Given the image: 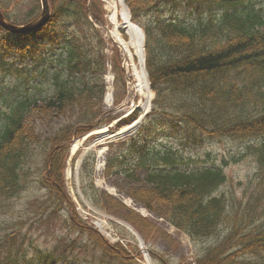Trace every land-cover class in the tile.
I'll return each mask as SVG.
<instances>
[{
  "label": "trees",
  "instance_id": "obj_1",
  "mask_svg": "<svg viewBox=\"0 0 264 264\" xmlns=\"http://www.w3.org/2000/svg\"><path fill=\"white\" fill-rule=\"evenodd\" d=\"M175 1L126 0L145 29L146 68L156 95L137 135L111 146L104 171L121 180L116 185L122 195L156 218L95 185L94 152L80 167L82 194L133 226L145 242L169 238L156 220L163 218L190 236L195 264H264V6L259 0H182L193 19L157 14ZM49 2L50 19L37 30L13 34L0 28V264H136L120 242L110 243L79 215L65 184L73 139L111 119L103 107L105 41L89 18H103L102 2ZM0 6L18 24L41 9L39 0H0ZM147 12L155 17L144 21ZM7 77L15 84L5 83ZM43 80H52L53 94L45 88L30 93ZM62 118L45 135L34 122L45 119L51 127ZM160 137L175 142L163 144ZM224 138L250 141L247 153L258 168L239 180L241 191L225 171L228 157L186 153ZM227 183L232 188H222ZM32 220L58 232L35 255L22 253L23 228ZM113 224L121 237L133 238ZM150 248L155 262L177 264Z\"/></svg>",
  "mask_w": 264,
  "mask_h": 264
},
{
  "label": "rangeland",
  "instance_id": "obj_2",
  "mask_svg": "<svg viewBox=\"0 0 264 264\" xmlns=\"http://www.w3.org/2000/svg\"><path fill=\"white\" fill-rule=\"evenodd\" d=\"M112 0H105L104 6L106 8V21L104 23L105 26H102V32L105 35V38L107 40L105 53H106V60H107V68L110 70V76L113 77L114 67L116 65L117 60L119 61V57H121L122 65L125 70V74L128 77V97L126 104L123 107H117L114 106V98L112 97L109 101L105 98V108H106V114L108 116H113L112 121L109 124H103L100 128L104 129L105 126L114 124L117 119L120 117L125 116L126 113L134 106L137 107L140 106V108L144 111L145 109V103L147 100V96L149 92L144 93V95L140 94L139 90L136 88L134 89V85L138 83L137 79V68H139V62L136 61L134 58V51L132 52L131 56H124V52L117 46L118 49H116L114 46H116L114 38L112 37V33L114 32L113 24L111 23L109 17L112 13V6H113ZM259 4L264 6V0H259ZM160 13V14H159ZM157 14L161 15L162 17L167 18H178L179 20H191L194 18V15L190 13V8L186 4L185 1L177 0L175 2H169L164 3ZM155 17V13L149 12L144 14L143 19L144 21H149ZM110 24V25H108ZM188 24V23H187ZM107 26V27H106ZM121 34H124L127 39H130V36L127 34L125 28L120 29ZM118 44V43H117ZM118 52V54H117ZM123 57L127 58V61L123 60ZM108 74V73H107ZM109 75V74H108ZM109 76V77H110ZM37 78L35 81H38ZM4 82L10 85H14L16 82V78L7 77L4 79ZM50 81H40L38 84V87H31L30 90L32 94H40L41 90L45 88V91L47 90L48 84ZM112 81H110L108 84L110 85ZM112 88L107 87V91H111ZM114 89V88H113ZM137 90V91H136ZM135 106V107H136ZM122 110V111H121ZM34 122L36 125V128L40 130L44 135L49 134L52 130H54L57 126L62 124L64 122L62 119H57L55 122L52 123L51 127H48V125L45 124V119H36ZM100 128H98L100 130ZM101 132L99 131H93L89 137L85 138L79 137L76 138L72 144L71 147V156L69 158V162L66 167V189L67 191L73 196V199L75 202L78 201L76 198L75 192L77 186L75 185V166L77 164L78 159L75 161L74 156L76 154V151H81V155L85 154L89 150H94L97 153L98 157V163H102L104 158L106 157V154L109 152L110 144L107 138L101 137ZM175 142V140H172L169 137H160L159 142H162L163 144H171ZM76 142H80V144L77 146V149L75 153H73V146ZM250 141H234L229 138H224L222 141H210L205 142L204 145L197 146L195 148H188L186 149V153L192 156H203L207 152H211L213 157H228L229 160H227V165L225 166V169L227 171V174L229 177H231L234 180V188L237 187V191H241V188L237 186L239 180L245 181L248 178H250L254 170L258 167H256L255 162L253 161V158L251 155L247 153L248 148L246 147L247 144ZM117 142H114L116 144ZM117 145V144H116ZM103 150L104 152L99 154V152ZM80 155V157H81ZM101 155V157H100ZM94 180L96 185L99 188L104 189V191L108 192L106 189H112L116 188V182H120L121 180L118 179L116 176L112 177H105L104 175V168L101 170L96 171V174L94 175ZM222 188H232V185L227 183L226 185L222 186ZM34 196L39 194V190L36 191V189L31 188L29 190L33 191ZM116 191L118 189L116 188ZM109 193V192H108ZM31 195V196H32ZM40 196V195H38ZM84 209V208H83ZM79 210V214H81V210ZM84 215V214H81ZM94 215V214H93ZM95 217V215H94ZM95 219V218H94ZM92 217L90 216L88 218L89 224H94V221H92ZM165 230H167L172 236H166L169 237L167 240L160 239L157 241H154L156 237H150L149 241L145 243V246L149 247H155L159 250H161L162 253L167 254L168 256H171L170 259L174 263L177 264H195V252L193 245H191L188 241V239L185 237V235L181 234L180 232H172L171 228L168 224L162 223ZM95 227V224H94ZM53 226L46 227L43 223H38L37 221H29L26 222L24 225V246L22 247V253H28L31 255H35V251L37 248H41L45 250L46 247L51 246L52 240H55L56 236L58 235V232H53L52 230ZM96 230H98L95 227ZM113 229H115V226H113ZM118 233V232H117ZM103 237H105L110 243H116L117 240H113L110 237V234L108 233L107 229H102L100 232ZM109 234V235H108ZM58 237V236H57ZM163 236H159L161 238ZM158 238V237H157ZM212 241V240H211ZM210 241V242H211ZM128 242L132 244H136V242L133 241L131 237L128 238ZM209 242V243H210ZM152 244V245H151ZM133 251V250H131ZM136 257V260L138 263L136 264H146L147 261L143 257ZM153 261V260H151ZM153 264H160L158 262H152Z\"/></svg>",
  "mask_w": 264,
  "mask_h": 264
},
{
  "label": "bare ground",
  "instance_id": "obj_3",
  "mask_svg": "<svg viewBox=\"0 0 264 264\" xmlns=\"http://www.w3.org/2000/svg\"><path fill=\"white\" fill-rule=\"evenodd\" d=\"M110 19L113 22L114 34L116 38L121 42L122 48L127 52H130V49L134 48L136 55L139 58L140 67L137 68V73H136L138 83L134 85V88H137L141 94L147 93V91L149 92L146 103H145V107L147 109L149 107V103H150L153 93L149 88L147 73L144 67L143 30L140 26H138V24H136L131 19L130 14L128 12V8L124 0H113L112 13H111ZM121 27L126 29V32L130 36L129 40L123 39L118 34V31ZM111 96H112V92H108L106 98L110 99ZM128 128L129 127H127V129ZM128 131H130V129ZM118 133L120 134V133H125V132L118 131ZM79 144L80 142H76L73 146V150H75Z\"/></svg>",
  "mask_w": 264,
  "mask_h": 264
},
{
  "label": "water",
  "instance_id": "obj_4",
  "mask_svg": "<svg viewBox=\"0 0 264 264\" xmlns=\"http://www.w3.org/2000/svg\"><path fill=\"white\" fill-rule=\"evenodd\" d=\"M43 2V12L40 18H38L37 20L24 25V26H16L13 24L8 23L3 14L0 11V25L8 30L14 31V32H23V31H28V30H32L35 29L36 27L40 26L47 18L48 14H49V6H48V1L47 0H42Z\"/></svg>",
  "mask_w": 264,
  "mask_h": 264
}]
</instances>
